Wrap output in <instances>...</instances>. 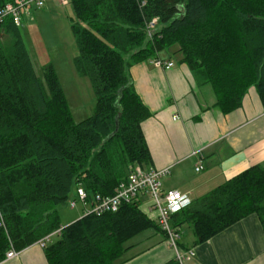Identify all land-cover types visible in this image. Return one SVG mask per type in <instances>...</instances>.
Returning a JSON list of instances; mask_svg holds the SVG:
<instances>
[{
  "label": "trees",
  "instance_id": "1",
  "mask_svg": "<svg viewBox=\"0 0 264 264\" xmlns=\"http://www.w3.org/2000/svg\"><path fill=\"white\" fill-rule=\"evenodd\" d=\"M14 1L0 0V10ZM69 5L74 67L96 97L93 114L82 122H74L52 64L42 67L41 78L36 74L22 27L8 19L0 29V261L12 247L22 251L51 237L49 264H120L130 240L158 228L137 201L65 228L58 214L78 187L89 197H112L132 169L151 167L142 130L151 114L134 88L135 65L179 57L199 85L212 88L224 114L239 109L252 87L264 106V0ZM252 214L264 228V165L172 215L171 225L180 235L189 227L199 244Z\"/></svg>",
  "mask_w": 264,
  "mask_h": 264
},
{
  "label": "crops",
  "instance_id": "2",
  "mask_svg": "<svg viewBox=\"0 0 264 264\" xmlns=\"http://www.w3.org/2000/svg\"><path fill=\"white\" fill-rule=\"evenodd\" d=\"M161 58L173 62L174 67L165 71L140 63L130 71L134 88L151 114L142 124L151 156L149 170L170 168V174L161 179L162 190L188 195L194 203L249 169L264 165V106L252 87L239 109L224 114L215 106L212 88L199 85L189 68L179 63V57ZM200 160L204 169L197 172ZM91 201L80 203L81 218L62 226L88 215ZM137 202L140 211L158 225V213L150 208V199L142 195ZM181 231L179 251H193L194 258L181 263L158 225L126 244L128 250L120 264H264V228L257 214L199 244L189 227ZM46 247L38 242L17 251L14 259H7L6 254L0 264H49Z\"/></svg>",
  "mask_w": 264,
  "mask_h": 264
},
{
  "label": "built area",
  "instance_id": "3",
  "mask_svg": "<svg viewBox=\"0 0 264 264\" xmlns=\"http://www.w3.org/2000/svg\"><path fill=\"white\" fill-rule=\"evenodd\" d=\"M61 6L70 4V0H50ZM46 7V0H15L14 3L6 5L0 10V29L8 19H11L17 27H23L26 19L40 9ZM156 20L151 21L148 26V36L151 37L156 29ZM155 68L168 71L174 67V63L165 62L160 58L151 62ZM203 163L200 160L197 164L196 171H203ZM170 174V168L160 171L144 170L135 168L129 175L128 179L121 183L112 197L101 195L89 198L83 188H78L75 199H71L69 207L75 209L78 204H86L92 199L88 214L101 216L106 213H116L123 204H129L139 200V197L145 195L150 199V208L158 213V225L167 238L168 244L177 251L178 260L183 263L186 259L195 257L193 251L184 253L179 251L178 242L180 234L171 225V216L190 207L191 199L188 195L181 194L177 191L164 192L162 190L161 179ZM51 237L39 242V245L46 247L50 243ZM17 253L11 250L7 254V259H14Z\"/></svg>",
  "mask_w": 264,
  "mask_h": 264
},
{
  "label": "rangeland",
  "instance_id": "4",
  "mask_svg": "<svg viewBox=\"0 0 264 264\" xmlns=\"http://www.w3.org/2000/svg\"><path fill=\"white\" fill-rule=\"evenodd\" d=\"M46 6L35 11L31 20L24 23L23 38L36 74L40 78L42 77V67L49 62L52 64L74 122L79 123L93 114L96 97L89 80L79 76L74 67V58L78 49L71 25L75 15L71 5L61 6L46 0ZM74 196L75 190L72 198ZM68 204L58 208L60 221L64 225L83 216L81 204H78L75 209H71ZM57 239L54 237L53 241ZM11 250L17 252L13 247Z\"/></svg>",
  "mask_w": 264,
  "mask_h": 264
},
{
  "label": "water",
  "instance_id": "5",
  "mask_svg": "<svg viewBox=\"0 0 264 264\" xmlns=\"http://www.w3.org/2000/svg\"><path fill=\"white\" fill-rule=\"evenodd\" d=\"M119 126H120V123H119V121H117V123H116V132L118 131Z\"/></svg>",
  "mask_w": 264,
  "mask_h": 264
}]
</instances>
